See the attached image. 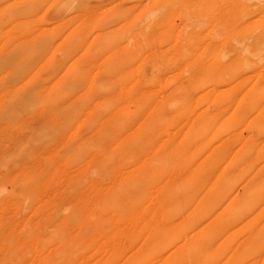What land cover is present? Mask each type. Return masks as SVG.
<instances>
[{
    "label": "bare ground",
    "instance_id": "6f19581e",
    "mask_svg": "<svg viewBox=\"0 0 264 264\" xmlns=\"http://www.w3.org/2000/svg\"><path fill=\"white\" fill-rule=\"evenodd\" d=\"M0 264H264V0H0Z\"/></svg>",
    "mask_w": 264,
    "mask_h": 264
}]
</instances>
